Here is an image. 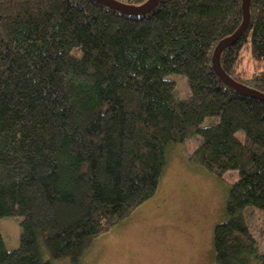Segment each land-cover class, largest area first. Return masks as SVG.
I'll use <instances>...</instances> for the list:
<instances>
[{"label":"trees","instance_id":"16d2710c","mask_svg":"<svg viewBox=\"0 0 264 264\" xmlns=\"http://www.w3.org/2000/svg\"><path fill=\"white\" fill-rule=\"evenodd\" d=\"M0 0V219H20L0 264H78L93 241L152 198L169 148L222 179L216 264H264L248 218L264 212V101L225 85L215 47L242 0ZM222 71L264 96V0H250ZM247 51L251 71L243 70ZM179 76L187 95L175 94Z\"/></svg>","mask_w":264,"mask_h":264},{"label":"rangeland","instance_id":"374dc122","mask_svg":"<svg viewBox=\"0 0 264 264\" xmlns=\"http://www.w3.org/2000/svg\"><path fill=\"white\" fill-rule=\"evenodd\" d=\"M243 70L251 62L243 51ZM175 94L185 97L179 76ZM197 145L188 140L169 148L164 176L155 195L140 205L121 224L97 237L78 264H216L212 251L215 224L225 220L226 198L238 173L229 171L217 179L186 162ZM251 232L264 253V212L248 218ZM20 219H0V233L7 250L19 245ZM51 264H70L52 261Z\"/></svg>","mask_w":264,"mask_h":264},{"label":"water","instance_id":"95a60500","mask_svg":"<svg viewBox=\"0 0 264 264\" xmlns=\"http://www.w3.org/2000/svg\"><path fill=\"white\" fill-rule=\"evenodd\" d=\"M97 1L104 2V3L109 4L111 6L113 5L114 7L116 6L117 9L122 7L121 4H119L118 2H116L114 0H97ZM157 3H158V0H149L143 6H141L139 8H135V10L138 13H142V12H145V11L150 10L151 8L155 7L157 5ZM249 3H250V0H242V4H241L242 24L240 25L239 29L233 35H231L228 39L222 40L221 42H219L217 44V46L215 47L214 52L212 54L211 63H212V68H213L214 72L216 73V75L221 79V81L225 85H227L231 88H234V89L240 91L241 93L243 92V94H248V95H251L254 97H258L264 101L263 95L250 92L249 90L242 89V86L240 84L235 83L230 77H228L222 71L221 66H220V56H221L222 52L226 48H228L229 46L234 44L243 35V33L247 29V26L249 23V8H248Z\"/></svg>","mask_w":264,"mask_h":264}]
</instances>
